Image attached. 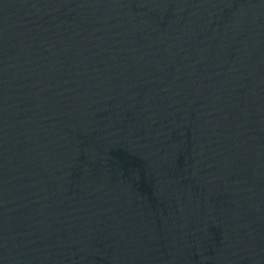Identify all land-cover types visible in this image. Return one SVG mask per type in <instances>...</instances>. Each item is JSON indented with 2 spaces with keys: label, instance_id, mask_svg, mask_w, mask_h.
Masks as SVG:
<instances>
[{
  "label": "water",
  "instance_id": "water-1",
  "mask_svg": "<svg viewBox=\"0 0 264 264\" xmlns=\"http://www.w3.org/2000/svg\"><path fill=\"white\" fill-rule=\"evenodd\" d=\"M0 264H264V0H0Z\"/></svg>",
  "mask_w": 264,
  "mask_h": 264
}]
</instances>
